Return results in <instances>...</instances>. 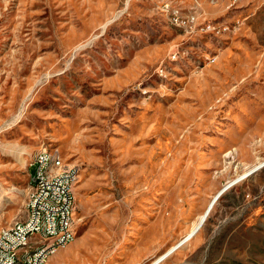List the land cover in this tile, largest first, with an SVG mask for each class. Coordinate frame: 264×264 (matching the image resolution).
Returning <instances> with one entry per match:
<instances>
[{"label":"rangeland","instance_id":"obj_1","mask_svg":"<svg viewBox=\"0 0 264 264\" xmlns=\"http://www.w3.org/2000/svg\"><path fill=\"white\" fill-rule=\"evenodd\" d=\"M42 147L80 173L63 264H264V0H0V227Z\"/></svg>","mask_w":264,"mask_h":264},{"label":"built area","instance_id":"obj_2","mask_svg":"<svg viewBox=\"0 0 264 264\" xmlns=\"http://www.w3.org/2000/svg\"><path fill=\"white\" fill-rule=\"evenodd\" d=\"M48 149L42 147L30 164L35 170L30 171L29 184H38V191L32 193L33 201L26 202V217L16 220L14 232H5L0 227V264H13L16 257H23V264H49L45 263L46 253L60 250L67 240L73 239L70 231H75V194L62 192V198H55V191L61 178H69V185L76 186L80 173L63 161L59 151L57 164H63V171H57V177H50V170L45 169ZM34 240H41V248L36 249L33 263H25V255Z\"/></svg>","mask_w":264,"mask_h":264},{"label":"crops","instance_id":"obj_3","mask_svg":"<svg viewBox=\"0 0 264 264\" xmlns=\"http://www.w3.org/2000/svg\"><path fill=\"white\" fill-rule=\"evenodd\" d=\"M148 1V0H147ZM155 1V0H151ZM151 4V3H149ZM225 3L219 5H207L204 7V11L206 13L210 14H218L220 11H225L226 9ZM245 121L241 120H236V126L234 128H231L230 131L228 132V135H222L218 137V143L219 145L216 146L214 145L212 148L214 149H219V152L215 153H203L201 155H197L196 158L191 157L192 159L189 160V162L186 164L185 168L183 169L182 173V183H184L186 180H188V177L191 173V170H194L196 173V176L194 178V183L193 184H198L199 182L203 180H208V182L214 183L217 182L220 179V172H223L224 169L218 170V168L221 166L223 163L221 160L222 158L221 155L223 154L222 151L227 150L229 147L233 150V152H236L237 154L242 152V149H244L243 145L246 143L247 137L246 134H243L242 136L238 135L237 128L244 129L245 127ZM229 150V151H231ZM232 152V153H233ZM225 162V161H224ZM217 169V170H216ZM225 179V184L230 181ZM198 181V182H197ZM192 184V183H191ZM230 188V187H229ZM220 190V189H219ZM218 190V191H219ZM217 193V192H216ZM217 202V201H216ZM215 205V204H214ZM206 208V207H205ZM70 249H62L58 251L57 254L51 257L50 262L53 263H65L64 255L69 252ZM71 251V250H70Z\"/></svg>","mask_w":264,"mask_h":264},{"label":"bare ground","instance_id":"obj_4","mask_svg":"<svg viewBox=\"0 0 264 264\" xmlns=\"http://www.w3.org/2000/svg\"><path fill=\"white\" fill-rule=\"evenodd\" d=\"M58 153H59L58 149H48V155L45 156V169L50 170V177H57V171H63V164H57ZM55 167H56V170H54ZM260 167L261 165H259L257 168H260ZM73 171H79V170L75 166H73ZM37 191H38V184H30V192H29V197H28L27 202L33 201L32 193H37ZM62 192H63V195H74L75 194V185H69V178H61V181L58 182V191H55V198H62ZM212 208L213 206L212 207L210 206L207 211L203 212L197 218L190 232L188 233L186 239L193 237L201 229V227L205 224L206 219L208 218ZM15 224H16V221L14 222L12 226L3 227V230H5V232H14ZM75 237H76V227H75V231H70V238H73V239L67 240L65 242V246L69 245L72 241H74ZM182 243L183 242H180L179 244L174 245L166 254L159 257L152 264L160 263L170 253L176 250ZM40 248H41V240H34L32 242V248H29L28 254L25 255V263H33L36 260V249H40ZM57 251L58 250L47 252L45 256V263L50 264L51 257L54 256L57 253ZM13 264H23V257L14 258Z\"/></svg>","mask_w":264,"mask_h":264},{"label":"water","instance_id":"obj_5","mask_svg":"<svg viewBox=\"0 0 264 264\" xmlns=\"http://www.w3.org/2000/svg\"><path fill=\"white\" fill-rule=\"evenodd\" d=\"M229 185H231V184H229ZM228 187H230V186H228ZM226 188H227V187H225V188L222 190V192H223ZM219 196H220V193H219V195L213 200V202H212V204H211V207L214 206V204H215L216 201L218 200Z\"/></svg>","mask_w":264,"mask_h":264}]
</instances>
